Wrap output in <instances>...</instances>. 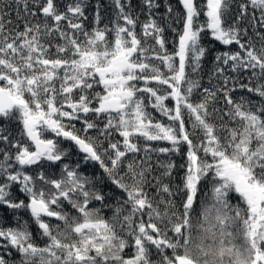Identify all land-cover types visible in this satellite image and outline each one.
Masks as SVG:
<instances>
[{"label": "snow or ice", "instance_id": "6c2138e0", "mask_svg": "<svg viewBox=\"0 0 264 264\" xmlns=\"http://www.w3.org/2000/svg\"><path fill=\"white\" fill-rule=\"evenodd\" d=\"M178 2L0 0V264H264V0Z\"/></svg>", "mask_w": 264, "mask_h": 264}, {"label": "trees", "instance_id": "16d2710c", "mask_svg": "<svg viewBox=\"0 0 264 264\" xmlns=\"http://www.w3.org/2000/svg\"><path fill=\"white\" fill-rule=\"evenodd\" d=\"M157 2L160 4V7L156 11L161 16L165 13V10L169 4L172 5L174 10L181 11V6H180L178 0H157ZM88 3L90 5V7L88 8L86 14L89 16V23H90V21L92 19V15H93V7L92 6H94L97 3V0H88ZM100 3L102 4L101 15L103 17V21H102L101 26H103V23H107L109 20H111L114 17L115 10L112 6V0H100ZM132 3L134 5V14H139L140 21L143 22L146 19V15L144 13H142L140 10V0H132ZM201 19L203 20V16L201 17ZM174 26L177 27L178 29L181 27V25H174ZM137 31H139V28H137ZM202 36H203L202 43L204 44V46L212 49V51H210L203 59L204 72L201 73V75L204 77L203 83L206 85L207 80H208L207 73L213 67V57L218 52L228 50L229 47H231L234 50L236 48V46L235 45L224 46L219 42L213 41V40L209 39L208 33H204V34H202ZM165 38L167 41V45H166L167 49L169 52H172V50H173L172 41L175 39V34L173 32H171V30H166ZM241 94H245V93H237L236 95H241ZM196 98H198V97H194V99H196ZM254 99H255V97H254ZM168 103L170 105L172 102L168 101ZM157 117L162 119L161 117H159L158 114H157ZM76 127L80 128L81 124L77 123ZM17 128H18L17 125H12L13 132H15ZM92 134L95 135L94 132ZM115 139H120V137L116 136ZM154 146H167V145L164 144L163 142H156L154 144ZM0 147H2V145H0ZM63 147L66 149H69V151H70V157L64 161L65 163L74 164L77 160L80 159V157L77 155V150L75 149V147H73L70 144V142H64ZM182 153H183V150H182ZM160 158L162 160L167 159V157H164V156H161ZM172 159L175 160L177 165L184 162L183 155L173 156ZM53 170L55 172L59 173L60 166H54ZM81 171L84 175L92 176L93 174H95L96 176H99L101 174L102 170H100L98 165H96L94 162H87V163L81 164ZM179 174L182 175V171ZM104 190L111 192V190L107 187ZM13 193L17 197L23 198L22 196H20V194L17 192V190L15 188L13 189ZM115 194L120 195L119 192H116ZM97 206H99V205L97 204ZM21 214L26 219L28 218L27 213H21ZM108 214L110 215V213H108ZM0 216H5V213L3 211H0ZM5 219L7 221V226H11L13 224L15 217L13 216L11 210H7V215L5 216ZM33 231L35 232L34 227H33Z\"/></svg>", "mask_w": 264, "mask_h": 264}]
</instances>
